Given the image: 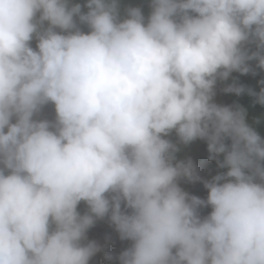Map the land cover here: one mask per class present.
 Masks as SVG:
<instances>
[{
    "label": "clouds",
    "instance_id": "9594fccd",
    "mask_svg": "<svg viewBox=\"0 0 264 264\" xmlns=\"http://www.w3.org/2000/svg\"><path fill=\"white\" fill-rule=\"evenodd\" d=\"M148 8L0 0V264H264V0Z\"/></svg>",
    "mask_w": 264,
    "mask_h": 264
},
{
    "label": "trees",
    "instance_id": "16d2710c",
    "mask_svg": "<svg viewBox=\"0 0 264 264\" xmlns=\"http://www.w3.org/2000/svg\"><path fill=\"white\" fill-rule=\"evenodd\" d=\"M83 2V0H80ZM125 4H131L133 6L140 5L143 7L145 14L148 13V3L149 0H123ZM234 77L238 78V81L248 87L254 88L257 91L261 87L259 81L264 79V70L257 69L256 75L252 73L241 75L239 73H233ZM231 82V79H230ZM239 103L245 106L248 109V120L250 123H253L256 118L259 117V123H256L254 126L260 132L262 136H264V106L253 103V98L248 96L247 94H242L240 96L235 95L234 93L230 94V100L228 104ZM54 112V108L52 105H49L45 108L44 114L49 116L50 113ZM189 156L188 154H185ZM213 168V171L216 173L217 171H221L217 168L216 163L210 165Z\"/></svg>",
    "mask_w": 264,
    "mask_h": 264
},
{
    "label": "rangeland",
    "instance_id": "374dc122",
    "mask_svg": "<svg viewBox=\"0 0 264 264\" xmlns=\"http://www.w3.org/2000/svg\"><path fill=\"white\" fill-rule=\"evenodd\" d=\"M223 87H224V84H223V83H221V84L218 85V87H217L216 101H217L218 103L228 104V103H229V99H230V94H232V93H225V92H223V91H222V88H223ZM197 141L200 143V146H202L203 148H204V147H207L205 141H202V140H197ZM196 146H197V143H192L187 149H188L189 152L191 153L192 149H193L194 147H196ZM202 147H201L200 149H202ZM211 164H215L214 160H212V162L210 163V165H211ZM210 165H208L205 169H198L202 177L207 178L208 176H212V175H215V174H216V173L213 171V168H212ZM207 168H208L209 170H207ZM204 173H205V174H204ZM187 184H188L191 188L198 190V192H199V196H200V197H202V198H206L207 193H205V194H202V193H201V190H204V191L207 190V189L204 188L202 182L197 181V182L187 183ZM210 210H211V209H210V207H209V208H204V210L202 209L201 211H202V214H207ZM112 234H113V231H111V235H112ZM102 239H103V240L105 239V238H104V235L102 236ZM111 239L114 240L115 242H117L118 245H119V247H120V239H119V237H118V234H116V235H112V236H111ZM126 247H127V246H126ZM124 248H125V247H124ZM122 250H123L122 248H119V249H118V253H119L120 251H122Z\"/></svg>",
    "mask_w": 264,
    "mask_h": 264
},
{
    "label": "bare ground",
    "instance_id": "6f19581e",
    "mask_svg": "<svg viewBox=\"0 0 264 264\" xmlns=\"http://www.w3.org/2000/svg\"><path fill=\"white\" fill-rule=\"evenodd\" d=\"M229 100H230V99H229ZM185 150H186V149H185ZM189 154H190V152H189ZM189 154H188V155H189ZM214 162H215V161H214ZM215 163H216V162H215Z\"/></svg>",
    "mask_w": 264,
    "mask_h": 264
}]
</instances>
